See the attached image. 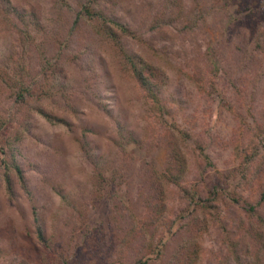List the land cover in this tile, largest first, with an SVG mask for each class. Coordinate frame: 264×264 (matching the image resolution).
<instances>
[{"label": "rangeland", "instance_id": "374dc122", "mask_svg": "<svg viewBox=\"0 0 264 264\" xmlns=\"http://www.w3.org/2000/svg\"><path fill=\"white\" fill-rule=\"evenodd\" d=\"M241 1L0 0V264H264V0Z\"/></svg>", "mask_w": 264, "mask_h": 264}, {"label": "trees", "instance_id": "16d2710c", "mask_svg": "<svg viewBox=\"0 0 264 264\" xmlns=\"http://www.w3.org/2000/svg\"><path fill=\"white\" fill-rule=\"evenodd\" d=\"M241 3L244 4V9H250L251 11L257 6L254 1H248V0H242ZM85 14L92 15V14H98L102 15L100 11H93L90 9V7L85 6ZM103 19H108L112 21L114 24H116L123 33H131V30L125 26L123 23H120L117 20H113L110 18H107L106 16L102 15ZM111 26V25H109ZM111 29V27H109ZM110 33L112 34V37L115 38L116 41H118V37L116 36V33L111 29ZM125 57L129 63V67L131 71L133 72L134 76L138 79L140 84L144 87L146 90L145 95L147 98L150 100V107H154L156 110H160L162 108L161 104V95L159 92V75L162 72L161 69H159L157 66L153 65L152 63L146 61L143 59L141 56L131 53L128 51H125ZM42 114L50 120L52 123H59V122H65L66 120L63 117H59L53 114H50L44 110H42ZM160 120H162V112L158 113ZM118 127H122V124L118 121L117 122ZM89 129V128H87ZM83 136L80 137L79 142L81 146L84 149L85 152V157L89 160H94V157L96 156L95 153L92 151L90 145H89V140L85 138V132L82 131ZM129 135L127 137V140H137L134 136L132 131H128ZM168 149V159H167V171L166 173H163L164 176L166 177L167 180L171 182H176L178 183L181 179V172L184 170V156L183 154L179 151V149H176L173 145H170L167 147ZM12 169L15 171L18 180L23 186H26V180L24 177V171L23 168H21L20 164L18 163H13L10 165ZM175 170V171H174ZM8 177V176H7ZM6 188L8 191V196H10L11 200L14 198V189L12 187V183L10 181V178L8 177L7 182H6ZM161 194H163V190L161 188L160 190ZM261 199H264V188L261 192ZM162 202V206H163ZM250 208H253V205H250ZM35 220L37 222L38 218L35 216ZM36 235L39 239L44 240L45 236L42 231V227L39 223L36 224ZM263 233H259V236L261 237ZM235 256L238 257V254L235 252Z\"/></svg>", "mask_w": 264, "mask_h": 264}]
</instances>
